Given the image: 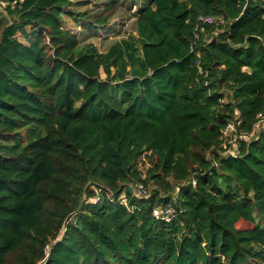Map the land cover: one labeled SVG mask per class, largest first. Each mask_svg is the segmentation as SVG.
<instances>
[{"label": "trees", "instance_id": "obj_1", "mask_svg": "<svg viewBox=\"0 0 264 264\" xmlns=\"http://www.w3.org/2000/svg\"><path fill=\"white\" fill-rule=\"evenodd\" d=\"M119 2L0 3V264H264V128L222 155L264 116V0H148L104 52L64 26Z\"/></svg>", "mask_w": 264, "mask_h": 264}, {"label": "rangeland", "instance_id": "obj_2", "mask_svg": "<svg viewBox=\"0 0 264 264\" xmlns=\"http://www.w3.org/2000/svg\"><path fill=\"white\" fill-rule=\"evenodd\" d=\"M113 0H74L75 8L77 11L85 13H100L104 9V5L109 4ZM145 6V3L141 0H120L117 8V14L110 18L108 21L109 27L104 30L96 31L91 29H80L79 31H74L76 25L71 19H67L65 28L73 30L77 34L83 43H93L100 51H106L112 42L116 40L136 37V22L138 16V10ZM103 35H107L104 37ZM148 165L143 164L142 169L146 171ZM151 189V188H150ZM239 227L249 228L252 227L250 223L242 222Z\"/></svg>", "mask_w": 264, "mask_h": 264}, {"label": "built area", "instance_id": "obj_3", "mask_svg": "<svg viewBox=\"0 0 264 264\" xmlns=\"http://www.w3.org/2000/svg\"><path fill=\"white\" fill-rule=\"evenodd\" d=\"M0 3L2 4V6L5 7V6L9 5V0H0ZM198 20H199V25H198L197 29L200 27V25H211L217 21L215 17L205 16V15H201L198 18ZM103 36L106 37L107 35H103ZM263 128H264V116H261V120L257 124V128L250 135L238 136L236 125L233 122L229 123L225 129L224 137H225V143L226 144L232 143V148H230L227 152L222 153V155L226 156L229 154V155H232L234 157H237L239 155V152L237 151L238 146H237L236 142L238 140H249L255 134L260 132ZM256 131H258V132H256ZM129 187L132 189L134 195L137 198L147 199L151 195V191L143 183H138L135 188H133L132 186H129ZM103 195H106L109 198H112V196H113L111 191L100 188L97 191L96 197L92 198L90 200V202L93 204L98 203L101 200ZM152 212H153V217L156 220L164 222V223H171L178 216V211L172 206H168V207L156 206Z\"/></svg>", "mask_w": 264, "mask_h": 264}, {"label": "crops", "instance_id": "obj_4", "mask_svg": "<svg viewBox=\"0 0 264 264\" xmlns=\"http://www.w3.org/2000/svg\"><path fill=\"white\" fill-rule=\"evenodd\" d=\"M148 0H141V2L143 3H146ZM81 29V27H75L74 31H79ZM117 41V40H116ZM114 42L111 43V45L113 44Z\"/></svg>", "mask_w": 264, "mask_h": 264}, {"label": "water", "instance_id": "obj_5", "mask_svg": "<svg viewBox=\"0 0 264 264\" xmlns=\"http://www.w3.org/2000/svg\"><path fill=\"white\" fill-rule=\"evenodd\" d=\"M129 192L132 193V189L131 188H129Z\"/></svg>", "mask_w": 264, "mask_h": 264}]
</instances>
